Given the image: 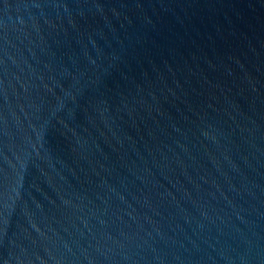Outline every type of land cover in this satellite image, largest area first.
<instances>
[{"label": "water", "instance_id": "obj_1", "mask_svg": "<svg viewBox=\"0 0 264 264\" xmlns=\"http://www.w3.org/2000/svg\"><path fill=\"white\" fill-rule=\"evenodd\" d=\"M0 264H264V0H0Z\"/></svg>", "mask_w": 264, "mask_h": 264}]
</instances>
